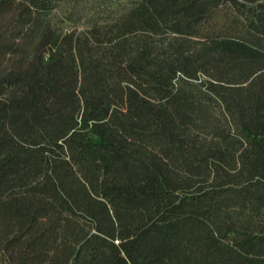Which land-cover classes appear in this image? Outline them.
<instances>
[{
	"label": "trees",
	"instance_id": "obj_1",
	"mask_svg": "<svg viewBox=\"0 0 264 264\" xmlns=\"http://www.w3.org/2000/svg\"><path fill=\"white\" fill-rule=\"evenodd\" d=\"M0 264H264V0H0Z\"/></svg>",
	"mask_w": 264,
	"mask_h": 264
}]
</instances>
